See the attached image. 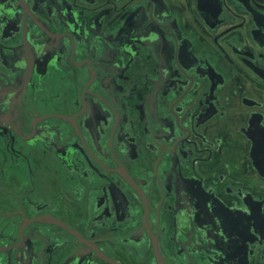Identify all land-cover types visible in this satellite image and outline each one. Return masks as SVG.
<instances>
[{"label": "flooded vegetation", "instance_id": "obj_1", "mask_svg": "<svg viewBox=\"0 0 264 264\" xmlns=\"http://www.w3.org/2000/svg\"><path fill=\"white\" fill-rule=\"evenodd\" d=\"M0 264H264V0H0Z\"/></svg>", "mask_w": 264, "mask_h": 264}]
</instances>
